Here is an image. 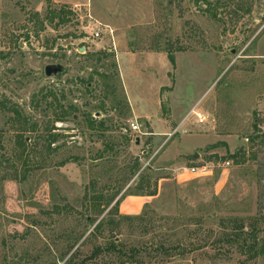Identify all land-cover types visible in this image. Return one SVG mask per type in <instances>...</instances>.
I'll return each mask as SVG.
<instances>
[{"label": "rangeland", "instance_id": "1", "mask_svg": "<svg viewBox=\"0 0 264 264\" xmlns=\"http://www.w3.org/2000/svg\"><path fill=\"white\" fill-rule=\"evenodd\" d=\"M83 1L0 0V264H120L133 247L142 264H264L224 239L236 219L264 241V0ZM88 15L112 35L94 40ZM191 122L206 137L182 135ZM141 174L165 180L112 235L124 255L87 261L111 240L100 211Z\"/></svg>", "mask_w": 264, "mask_h": 264}, {"label": "trees", "instance_id": "2", "mask_svg": "<svg viewBox=\"0 0 264 264\" xmlns=\"http://www.w3.org/2000/svg\"><path fill=\"white\" fill-rule=\"evenodd\" d=\"M46 3L51 4V0H45ZM66 7L62 6L58 10H53L51 11L52 17L58 18V23L59 24H65L68 22V20L65 19L66 15H69L70 12L65 10ZM89 57H94V55H89ZM96 61L101 62L102 59H107L110 58L111 55L106 52L102 51L97 54H95ZM168 59L171 64L174 63L173 59L171 56H168ZM88 90V88H86ZM101 126V124H99ZM57 141V136H52L49 144H54ZM134 166H137L135 164ZM144 179V180H143ZM160 179H165L164 177H155L153 182H150V177L149 175H140L138 179V190H140L139 193H134L131 192L129 189H127L119 198H109V200L106 203V206L102 208L100 211L99 216H101L105 210L108 209L107 214H106V223L108 226H110L109 229V237H111V240L105 244L104 247H96L90 254V256L87 258V261H91L98 257L102 253H106L109 255H116L118 257H122L124 255V252L121 249L120 243L116 242L114 232L119 230L120 224L123 221L126 222H135V221H141L144 218V213L138 216H126V215H121L118 212V205L120 201L127 197V196H146V197H154L157 195V182ZM152 185V186H150ZM151 187V188H150ZM103 220L101 219L94 227V231L99 232L100 229L103 227ZM97 221V219L92 220L91 218H87V222L90 223L91 226ZM229 222H233L230 225L232 226V230L229 234L224 235V239L228 243L234 244L238 250L240 251H247L250 252V257L255 258L258 256L264 255V241L262 242L261 246L257 248V243H258V238L257 235L259 233V230L256 228L254 225H250L248 227H245L242 221H237L236 219L231 220ZM80 238L74 241V243L69 247L67 250L66 254L61 257L60 261L62 262L64 258L69 254V252L74 248L76 243L79 241ZM249 243V245H247ZM160 251V252H165L166 249L164 248L163 245H160L158 248H155V251ZM142 251V249H141ZM139 248L133 247L129 249L128 255H126V260L121 261L122 259L119 260L120 264H127V261L130 262L131 264H142L141 257H140V252ZM86 260H82L80 262H77L76 260V254L72 253L68 259L64 262V264H85Z\"/></svg>", "mask_w": 264, "mask_h": 264}, {"label": "crops", "instance_id": "3", "mask_svg": "<svg viewBox=\"0 0 264 264\" xmlns=\"http://www.w3.org/2000/svg\"><path fill=\"white\" fill-rule=\"evenodd\" d=\"M52 3L55 4H61V5H68V4H72L74 5H80V4H85V2L83 0H51ZM198 125V124H197ZM200 125V124H199ZM186 128L183 129L182 131V135L184 136H205L202 134L201 132V128H197L195 126L194 122L189 123L187 126H185ZM176 128V127H175ZM174 128V129H175ZM189 131V132H188ZM186 133V134H185ZM170 137V134L168 135ZM206 137V136H205ZM205 145H203L202 147H192L189 148L186 152H180L179 150H175L173 153L175 154H179V156H181L182 160H184L187 156H188V152L194 151V150H199L201 148H204ZM171 153V155L173 154ZM193 160V159H192ZM196 161V160H194ZM202 164H196V165H191V166H187V167H183V168H191V167H199ZM181 168V169H183ZM180 169L176 170V174H175V179L177 180H182L188 177H193L192 175H185V176H177L178 171ZM183 177V178H182ZM163 180L165 179H160L157 183V195L154 197H146V196H127L125 198H123L119 205H118V212L121 215H126V216H138L141 214L143 208L150 204L151 201L155 200L158 197L159 191H160V187H161V183L163 182ZM124 207H126V209L128 210H124Z\"/></svg>", "mask_w": 264, "mask_h": 264}, {"label": "built area", "instance_id": "4", "mask_svg": "<svg viewBox=\"0 0 264 264\" xmlns=\"http://www.w3.org/2000/svg\"><path fill=\"white\" fill-rule=\"evenodd\" d=\"M77 8L76 5L73 6V9ZM88 24L90 25V29H91V37L94 39V40H98V39H101L103 36L105 35H109L111 36L112 35V30L110 29L109 26L107 25H103L95 20H93L91 18L90 15H88ZM197 120V123L198 124H202L204 119L203 117L197 113V112H192ZM130 129L132 131H139V125L137 124V122H132L130 124ZM226 166L229 165V163H225ZM207 173V167L204 166V165H201L199 167H191V168H183V169H180L178 171V174L177 176L181 177V176H185V175H192V176H200V175H205ZM183 178V177H182Z\"/></svg>", "mask_w": 264, "mask_h": 264}, {"label": "water", "instance_id": "5", "mask_svg": "<svg viewBox=\"0 0 264 264\" xmlns=\"http://www.w3.org/2000/svg\"><path fill=\"white\" fill-rule=\"evenodd\" d=\"M64 72H65V70L60 65H50V66H46L44 68V75L46 77L56 76L57 74H61ZM197 158H198L197 155L192 156L193 160H196ZM263 186H264V184H263Z\"/></svg>", "mask_w": 264, "mask_h": 264}]
</instances>
